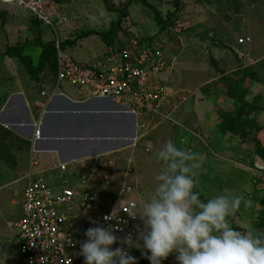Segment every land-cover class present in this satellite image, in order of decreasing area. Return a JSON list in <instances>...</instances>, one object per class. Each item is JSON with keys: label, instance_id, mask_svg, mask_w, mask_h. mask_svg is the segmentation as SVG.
Masks as SVG:
<instances>
[{"label": "rangeland", "instance_id": "374dc122", "mask_svg": "<svg viewBox=\"0 0 264 264\" xmlns=\"http://www.w3.org/2000/svg\"><path fill=\"white\" fill-rule=\"evenodd\" d=\"M21 1L26 0H0V51L19 43L36 63L37 40L58 41L71 59L90 65L113 45L136 39L159 52L166 63L161 76L172 111L117 152L98 158L110 161L106 170L95 172L99 189L104 175L113 176L111 183L116 185L129 167L125 185L130 197L141 205L154 193V177L163 167L154 154L169 139L181 147L180 123L192 125L208 104L223 96L234 100L236 106L219 110L220 131L230 132L237 142L249 143L255 154L264 158V0H180L177 9L173 0H144L146 4L139 0H43L53 27L43 25L42 33ZM242 37L249 40L240 45ZM3 61L1 57L0 111L5 104L3 96L12 90L7 84L13 79L35 78L37 84L32 89L37 91L52 80L48 64L29 75L15 59ZM61 86L71 87L67 83ZM186 150L201 155L190 146ZM30 159L29 141L0 123V264H19L16 223L21 216L23 174ZM194 190L201 193L202 200L216 195L202 181ZM249 226L252 223L232 227L245 231ZM126 250L137 264H149L139 250ZM162 264H178L175 254Z\"/></svg>", "mask_w": 264, "mask_h": 264}, {"label": "built area", "instance_id": "2783aa9c", "mask_svg": "<svg viewBox=\"0 0 264 264\" xmlns=\"http://www.w3.org/2000/svg\"><path fill=\"white\" fill-rule=\"evenodd\" d=\"M42 25L52 26V21L43 0L21 1ZM249 38L238 39L245 44ZM57 70L55 80L48 89L54 94L61 83H67L79 91L85 90L90 98H105L119 102L123 111L135 121L133 138L146 133L149 125L169 116L168 87L161 73L166 67L159 52L136 39L105 51L101 59L93 64H80L61 51L56 41ZM45 95V91L41 92ZM167 107V108H166ZM150 119V121H149ZM40 129L33 132L39 138ZM97 161V160H95ZM99 168L107 169L110 161H98ZM33 162H30V168ZM67 164L58 169L64 173ZM126 167L119 183L112 184L113 176L104 175L101 184L107 190L90 189L84 176L72 182L66 176L56 183L43 178L25 175V185L21 198V216L16 223L17 254L19 264H84L79 254L80 245L87 239L84 233L90 227L114 225V235L122 239L132 234L136 239L140 230L139 217H130L140 208L130 197L126 179L130 173ZM258 180L264 186V168L257 170ZM119 223L107 221L116 207ZM116 247H124L119 240Z\"/></svg>", "mask_w": 264, "mask_h": 264}, {"label": "crops", "instance_id": "0c3cea01", "mask_svg": "<svg viewBox=\"0 0 264 264\" xmlns=\"http://www.w3.org/2000/svg\"><path fill=\"white\" fill-rule=\"evenodd\" d=\"M42 28L43 25L40 26L41 33ZM38 50L40 54L41 49ZM24 54L31 58L34 66L37 65L39 54L36 63L25 51ZM4 58L16 60L2 56V63ZM54 78L52 76V80L38 91L32 89V85L37 84L35 78L13 79V83L7 84L12 89L10 94L3 96L6 99H3L5 104L0 111V123L30 143L33 166L30 168L29 163L23 174L24 185L25 175L30 172L33 177L49 183H56L64 176L77 182L84 176L92 189L107 190L103 184L102 189L98 188L99 181L94 176L99 171L98 158L109 156L131 142L135 135L134 118L123 111L119 102L90 98L85 90L79 91L72 86L60 85L51 94L48 87ZM42 91L45 95H41ZM235 106V101L227 96L208 104L204 113L191 121L192 125L180 123L182 131L178 144L185 149L190 146V149L200 151L203 163L199 181L207 183L212 193L228 190L234 195H242L249 202L246 205L242 201L237 215L233 213L235 217L227 218L230 226L241 228L252 223L251 227L264 236V186L258 180L259 169L255 166L256 163L264 165V158L256 155L249 143L237 142L230 132H222L219 128V110H231ZM168 110L172 111L169 104ZM132 120L133 137L130 139ZM36 127L40 129V136L34 139ZM201 132L208 143L202 139ZM197 138L203 144H199ZM60 164H67L64 173L58 169Z\"/></svg>", "mask_w": 264, "mask_h": 264}, {"label": "clouds", "instance_id": "9594fccd", "mask_svg": "<svg viewBox=\"0 0 264 264\" xmlns=\"http://www.w3.org/2000/svg\"><path fill=\"white\" fill-rule=\"evenodd\" d=\"M163 167L155 175L156 187L130 217H139L143 229L136 239L114 235V225L90 227L79 254L84 264H137L126 249L135 248L149 261L162 264L175 254L178 264H264V236L251 226L238 231L228 217L235 213L242 195L225 190L207 200L196 191L203 157L178 147L169 139L154 154ZM119 206L105 216L119 223ZM120 242L124 247L113 245Z\"/></svg>", "mask_w": 264, "mask_h": 264}, {"label": "trees", "instance_id": "16d2710c", "mask_svg": "<svg viewBox=\"0 0 264 264\" xmlns=\"http://www.w3.org/2000/svg\"><path fill=\"white\" fill-rule=\"evenodd\" d=\"M142 3H145L144 0H139ZM175 9L179 6L180 0H173ZM146 4V3H145ZM152 10L155 12V9L151 7ZM33 16V15H32ZM36 19L37 26L39 27L42 25L39 20L35 16H33ZM91 34V33H90ZM104 37V36H103ZM36 46H38L41 51L38 57L37 65L34 66L32 63L31 58L24 54L23 48L21 44L16 43L11 46L5 47L4 51L0 52V56H10L16 58V60L24 67V69L27 71L28 74L30 75H35L39 71L42 70V68L48 64L50 67V70L53 72V77L56 75V70H57V62H56V43L55 41H47V42H42L41 39H38L37 42L35 43ZM59 49L62 50L64 47L63 42L60 43L58 42ZM118 46V45H117ZM121 46V45H119ZM116 47V45H113L112 48ZM50 63V64H49ZM264 225V223H263Z\"/></svg>", "mask_w": 264, "mask_h": 264}, {"label": "water", "instance_id": "95a60500", "mask_svg": "<svg viewBox=\"0 0 264 264\" xmlns=\"http://www.w3.org/2000/svg\"><path fill=\"white\" fill-rule=\"evenodd\" d=\"M131 116V115H130ZM130 139L133 137V120H132V129H131V133H130ZM255 166H256V168L257 169H259V170H261V169H263L264 168V165H260V164H258V163H256L255 164Z\"/></svg>", "mask_w": 264, "mask_h": 264}, {"label": "bare ground", "instance_id": "6f19581e", "mask_svg": "<svg viewBox=\"0 0 264 264\" xmlns=\"http://www.w3.org/2000/svg\"><path fill=\"white\" fill-rule=\"evenodd\" d=\"M4 1V0H3Z\"/></svg>", "mask_w": 264, "mask_h": 264}]
</instances>
